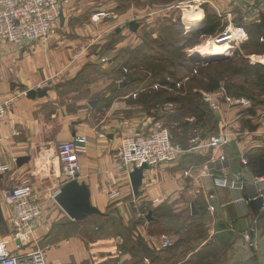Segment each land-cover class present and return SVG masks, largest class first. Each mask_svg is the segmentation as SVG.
<instances>
[{
  "label": "crops",
  "instance_id": "1",
  "mask_svg": "<svg viewBox=\"0 0 264 264\" xmlns=\"http://www.w3.org/2000/svg\"><path fill=\"white\" fill-rule=\"evenodd\" d=\"M157 1L63 0L53 36L18 45L0 40L1 100L12 99L0 123V164L9 167L0 173V242L11 239L7 191L30 185L41 209L34 241L19 250L9 243L14 254L40 250L46 264H203L216 254L222 264H264V202L254 213L245 199L254 179H264V85L263 96L248 99L247 109L231 108L226 102L231 96L221 86L209 92L217 107L201 100L206 117L188 119L193 132L181 145L169 131L182 153L173 162L148 166L136 196L131 172L117 158L118 145L129 132L152 133L157 121L162 123L158 113L129 101L137 91L118 95L108 106L104 96L92 100L87 112L80 103L68 110L64 98L75 94L70 88L78 76L102 59L112 66L120 58L117 50L140 45V20L148 17L145 26L153 23L156 14L151 16L149 5ZM169 4L172 9L163 15L173 18L179 9L186 33L200 29L206 14L229 27H246L264 17V0H184L178 9ZM147 7V13L141 10ZM253 7L260 14H253ZM95 13L104 16L93 21ZM254 57L252 65L264 66ZM118 83L120 89L128 86ZM213 137H223L222 143L211 146ZM67 141H74L82 164L77 182L88 188L90 203L99 211L81 220L71 219L51 198L66 184L57 146ZM216 178L240 181L243 189L224 187ZM262 194L264 200V186ZM163 237L169 246H163Z\"/></svg>",
  "mask_w": 264,
  "mask_h": 264
},
{
  "label": "rangeland",
  "instance_id": "2",
  "mask_svg": "<svg viewBox=\"0 0 264 264\" xmlns=\"http://www.w3.org/2000/svg\"><path fill=\"white\" fill-rule=\"evenodd\" d=\"M170 2L176 3L177 5L178 3L184 2V0H158L157 2L149 5V8L152 9L150 11L151 16L154 15V13L156 14L152 20L153 23L145 26L144 23H146V18L148 17L140 20V22L144 25L141 32V40L143 41L146 38V49H148L144 58H140L139 60L130 59L128 52L130 49H135L137 45L133 48L117 50L116 53L120 56V58L116 64L107 66L105 65L106 59H102L100 64H94L87 70L86 73H82L77 77L74 81L76 84L70 88L72 91H75V94H70L64 98V100L68 103V110L70 113L75 107H77L76 103H80L82 111L87 112L90 110L89 102L92 100H96L104 96L106 98L102 99L103 103H107L108 101L111 102L112 100L114 101L118 99V95H130L134 91H137L138 95L133 93L132 96L135 99L131 97V100H128L133 104L150 106L148 110H154L158 113L160 118L159 120L162 121V123L157 121L156 128L161 125H165L169 129L170 133H172L174 142L181 145V140H183L185 136L190 134L192 135L193 132L188 119L191 118V116L195 118H204L206 117V114L204 113L201 115L203 109L199 108L198 112L193 115L191 113L184 112L183 117L178 118L180 117L181 111L184 109H181L180 104H170L166 101L174 99L175 97L182 98L184 96L196 101L197 96L198 103H201L202 94L209 93L210 91H208V87H211L208 83V76H204V78V74L207 75L210 73L215 75L216 73H219L220 86L223 87L229 95L243 96L247 99H257L263 96L262 86L257 83L254 74L250 72L252 56L264 53V51L255 53L256 51L261 50V48L256 46V44L252 43L245 46L244 43L246 40L240 41L238 42V45L236 43V48L232 51V54L224 57V60L210 62H222L223 64L221 65L209 67L210 63H204V60L200 57V61L191 60L194 56L191 52L196 47L206 44L210 45L211 43L218 42V40L221 41L226 32L231 28L232 30L233 28H243L244 31H247L248 26L238 27L237 25L236 27L234 26L235 23H233L227 30L229 24L221 22V29L210 36L188 37V33H186L182 26L183 24L181 25L183 22L180 20V15L182 13L179 12L180 10L178 8V10L175 11V16L173 18L163 15V13L166 14L167 11L172 9V5L169 4ZM152 5H154V9ZM169 7L170 9L168 10ZM149 8L147 7L146 9L141 10H145V13H147ZM188 15H190V13H186V17ZM189 26L191 27V25ZM114 40L120 41V37L116 36ZM233 48L234 47L231 46V50ZM229 52L230 50L227 54ZM219 57L221 58L223 56ZM212 58L217 57H211L208 59L211 60ZM101 65H103V67H101ZM184 65L192 67L194 71H197V74L195 72L192 74L183 73L182 79L174 81L167 78L164 83L159 82L158 79H156V81L153 80L154 77L161 75V71L165 72L174 69L176 70L179 69V66ZM118 67L120 69H118ZM115 68L118 69L116 73H114L116 70ZM124 68H126L125 72H127L125 74L121 71V69ZM200 69L204 70V74L200 73ZM104 73H107V75H103ZM104 76H109V78L105 80L106 78H104ZM144 77H148V79L143 83H126L128 86L124 87L125 89H120L118 87V81L130 82ZM110 102L108 103L109 105ZM164 104L168 105L167 109L162 108ZM144 108L147 109V107ZM76 112L77 111H73L74 114H76ZM170 113H172L171 115L173 116H178V120H170L169 117L171 116H168ZM165 115H167L166 119ZM210 261L211 260L209 259L207 263Z\"/></svg>",
  "mask_w": 264,
  "mask_h": 264
},
{
  "label": "built area",
  "instance_id": "3",
  "mask_svg": "<svg viewBox=\"0 0 264 264\" xmlns=\"http://www.w3.org/2000/svg\"><path fill=\"white\" fill-rule=\"evenodd\" d=\"M62 4L63 0H0V40L18 45L53 36L55 23L62 13ZM175 7L183 8L184 2L178 3ZM260 12L261 10L257 7L252 8L253 14L258 15ZM103 16L102 13H97L92 16V20L99 21ZM233 30L239 41L232 42L234 48L224 57L232 54L236 48V43L238 45V42L247 40V35L242 28H233ZM253 59L255 63H264V53L255 55ZM201 98L203 103L211 109L217 107L212 93H203ZM11 102L12 99L1 100L0 95V123L5 120ZM226 102L231 108L247 109L251 105L250 100L245 97H227ZM222 141L223 137H213L209 144L216 146ZM181 153V148L172 143L169 130L161 125L149 135L139 132L125 134L119 142L117 158L124 171L130 173L134 168H139L143 164L154 166L173 162ZM57 160L62 168L61 177L63 181L68 183L77 180L82 171V164L76 152L74 141L62 142L57 146ZM12 161L15 163L16 159ZM8 170V165L0 164V173H5ZM215 180L224 187L231 186L232 189H243L242 183L237 180L229 181L226 178H216ZM263 186L264 179L257 177L253 181L252 188L246 189L245 193L249 199H257L263 195ZM55 196L56 194H53L51 198L55 199ZM4 201L12 208L10 218L11 239L9 242H0V264H46L44 255L40 250L14 254L8 248V244L12 243L14 249L19 250L34 241L35 223L41 215V209L39 203L34 199L33 188L28 184L13 187L4 194ZM245 238L246 240L249 239L247 235ZM163 241L164 247L171 244L166 237H163Z\"/></svg>",
  "mask_w": 264,
  "mask_h": 264
},
{
  "label": "trees",
  "instance_id": "4",
  "mask_svg": "<svg viewBox=\"0 0 264 264\" xmlns=\"http://www.w3.org/2000/svg\"><path fill=\"white\" fill-rule=\"evenodd\" d=\"M221 27H222L221 21L217 16H214L211 14H206L202 27L198 30H195V31L193 30V31L187 32L188 33L187 36L188 37L210 36V35L214 34L216 31H219L221 29ZM245 32L247 35V40L244 43L245 46L247 44L250 45V44L254 43V44H256V46L261 48V50H258L255 53H260V52L264 51V17H262L258 23H253V24L249 25L247 27V31H245ZM146 44L147 43H146V38H145L140 43V45H138L134 50L133 49L130 50L128 52L130 59L131 60H139L140 58H144L146 56V52H148V49H146V47H147ZM195 64H196V62H195ZM221 64H223V63L222 62L210 63L209 67L221 65ZM161 72H162V73H160L161 75L153 78L154 81H156V79H158L159 82L164 83V82H166L167 78H170L171 80L177 81L179 79H182L183 73L184 74L185 73L192 74L193 72H195L197 74V71H194V69L192 67H190L189 65L179 66V69H176V70L174 69V70H170V71H165V72L161 71ZM250 72L254 74L257 83H259L260 85H264V66H261L260 64L251 65ZM200 73L204 74V70L200 69ZM204 76H208V80H209L208 83H209V85H211V87H208V91L213 92V91L220 88L219 73H216L215 75L208 73L207 75L204 74L203 77ZM147 79H148V77H144V78H140V79H135V80L130 81V82L126 81V83H131V82L132 83H135V82L136 83H143L144 81H147ZM151 84H153V83H151ZM226 90H227V88H226ZM229 96H231V97H243V96H234V95H229ZM197 98L198 97L196 96V101H193V99L188 98L186 96H184L182 98L175 97L174 99H169V101H166V102L170 103V104L171 103L180 104L181 109H184V110L181 111L180 117H178V116L177 117L182 118L184 115V112L191 113L193 115V114L198 112L199 108H202L203 104L198 103ZM251 99H253V98H250V100ZM108 103H109V101L106 104H108ZM202 114H204V111L201 112V115ZM177 117L176 116L173 117L171 115V117H169V119L172 121H177L178 120ZM171 118H173V119H171ZM172 141H173V139H172ZM175 228H178V227L176 226ZM192 249L193 248L186 249V251H189ZM217 255L218 254L212 255V256H214L213 259L215 257H216V259H214V260L212 259L209 263L206 262L204 264H222V259L217 257Z\"/></svg>",
  "mask_w": 264,
  "mask_h": 264
},
{
  "label": "water",
  "instance_id": "5",
  "mask_svg": "<svg viewBox=\"0 0 264 264\" xmlns=\"http://www.w3.org/2000/svg\"><path fill=\"white\" fill-rule=\"evenodd\" d=\"M129 27H134V24H130ZM191 60L200 61L199 57L195 54L191 58ZM222 60H224V57H218L212 58L211 60H204V63ZM90 105L92 106L93 103H91ZM26 160L28 159L21 158L19 159V162ZM147 168L148 165L143 164L139 168H134L133 171L129 174L131 187L135 196L138 194V189L142 183L143 171ZM245 199L248 200V204L254 213H256L261 208L264 202L263 198L260 197L254 200H249L247 197H245ZM55 201L71 219L81 220L89 215L99 213L98 209L92 206L90 203V192L88 188L84 184H79L77 180L66 183L56 194ZM147 218L150 217L148 216Z\"/></svg>",
  "mask_w": 264,
  "mask_h": 264
},
{
  "label": "bare ground",
  "instance_id": "6",
  "mask_svg": "<svg viewBox=\"0 0 264 264\" xmlns=\"http://www.w3.org/2000/svg\"><path fill=\"white\" fill-rule=\"evenodd\" d=\"M195 16L198 18L200 13L195 14ZM235 40L239 41L238 37H235L234 30L231 28L226 32L221 41L218 40V42L211 43L210 45L206 44L196 47L191 53L200 57L202 60H208L211 57H224L229 50L231 51V46L234 44L232 42H235Z\"/></svg>",
  "mask_w": 264,
  "mask_h": 264
}]
</instances>
